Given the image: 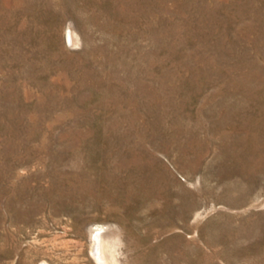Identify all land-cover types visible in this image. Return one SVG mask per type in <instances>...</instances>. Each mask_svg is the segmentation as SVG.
<instances>
[{
    "label": "rangeland",
    "instance_id": "obj_1",
    "mask_svg": "<svg viewBox=\"0 0 264 264\" xmlns=\"http://www.w3.org/2000/svg\"><path fill=\"white\" fill-rule=\"evenodd\" d=\"M98 231L264 264V0H0V264H101Z\"/></svg>",
    "mask_w": 264,
    "mask_h": 264
},
{
    "label": "bare ground",
    "instance_id": "obj_2",
    "mask_svg": "<svg viewBox=\"0 0 264 264\" xmlns=\"http://www.w3.org/2000/svg\"><path fill=\"white\" fill-rule=\"evenodd\" d=\"M146 179L148 178L146 177ZM101 232L102 231L95 232V235L93 238L92 249L94 251V255L98 259L99 263L112 264L114 260H113L112 254L110 253L111 251L109 249V241H108L109 239L106 237V234L101 233Z\"/></svg>",
    "mask_w": 264,
    "mask_h": 264
}]
</instances>
